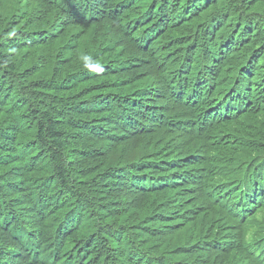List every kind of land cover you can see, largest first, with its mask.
<instances>
[{
  "label": "trees",
  "instance_id": "16d2710c",
  "mask_svg": "<svg viewBox=\"0 0 264 264\" xmlns=\"http://www.w3.org/2000/svg\"><path fill=\"white\" fill-rule=\"evenodd\" d=\"M0 264H264V0H0Z\"/></svg>",
  "mask_w": 264,
  "mask_h": 264
}]
</instances>
